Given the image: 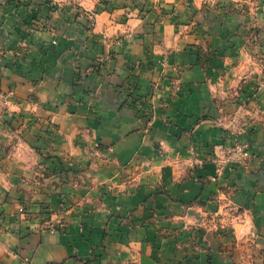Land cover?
I'll use <instances>...</instances> for the list:
<instances>
[{"label": "crops", "instance_id": "1", "mask_svg": "<svg viewBox=\"0 0 264 264\" xmlns=\"http://www.w3.org/2000/svg\"><path fill=\"white\" fill-rule=\"evenodd\" d=\"M79 1L84 12L65 9L61 28H71L65 19L91 12L92 30L78 25L79 42L68 38L66 47L53 49L54 32L16 30L19 11L0 13V42L13 60L0 69V86L14 92L15 126L25 137L20 148L45 144L39 121L58 123L46 151L63 166L50 183L65 167L67 177L115 181L118 197L110 190L62 216L56 186L29 182L21 175L32 168L24 171V161L14 158L9 174L18 197L30 201L33 224L63 217L67 229L14 223L0 234V264H264V104L256 101L264 92L241 84L233 103L225 101L228 86L217 88L233 53L247 48L237 38V15L223 8L226 0ZM258 1L240 0L241 28L242 18L261 16ZM45 7L44 16H55ZM96 57L102 63L93 66ZM134 74L154 99L148 112L129 101ZM236 144L249 157L228 160L218 171L217 160ZM44 160L36 154V163ZM215 194L227 198L219 203ZM219 206L234 210L232 229L211 232L206 251L184 253L177 238L184 221L192 228L196 212Z\"/></svg>", "mask_w": 264, "mask_h": 264}, {"label": "rangeland", "instance_id": "2", "mask_svg": "<svg viewBox=\"0 0 264 264\" xmlns=\"http://www.w3.org/2000/svg\"><path fill=\"white\" fill-rule=\"evenodd\" d=\"M125 2L131 4L128 0ZM214 3L218 5L220 2L219 0H214L213 4ZM223 3L225 4H223V8L226 6L230 12L237 15V17L233 19V22L236 23L238 27V40L247 43V48L236 50L235 53H233L231 56L232 62L225 69L222 80L218 79L217 81L218 90L224 87L226 88L227 86L229 87V96L225 101L237 103L236 98H240L241 84H247L249 89L254 87L255 90L264 92V0H259L258 3H254L255 8L260 9L256 10V12L260 11L261 16L242 18V28L240 27V0H226ZM46 4L49 6L48 9L50 13L54 12L55 16H44L45 10L47 9L45 7ZM68 8L77 11L79 14L84 12V10L81 9L82 6L79 0H0V13H2V11L6 13V10L19 11L17 14L20 17H17L18 22L14 24L16 30L19 25L22 29H27V25H31L37 29H39V27H44V29L46 28L54 32V39L51 40L53 45L50 44L49 47L51 49L55 48L53 46L57 45L66 47L68 38L71 43L79 42V36L83 38V35H78L76 33L78 25H81L88 31H91L94 26V14L89 12L85 13L84 16L79 17L75 14L76 16L65 19L66 22L71 25V28L65 27V29H62L61 26L64 25L61 21L63 19L59 15ZM6 20L7 19H5V22ZM188 24L190 23L186 22V25ZM68 32L70 34H75L73 37H70L72 35H68ZM85 44H87V42H85ZM6 50L7 48L0 42V69L3 68V66H11L13 61L8 60ZM78 52V50L73 52L70 51L74 56H76ZM97 57L95 58L97 61L94 62L93 66H98L102 63V60L97 59ZM210 58V55L208 56V54H206V62H208ZM81 59L82 58L79 57V59L76 60L79 61V65L81 66H79L80 69H83L85 64H82ZM240 59L243 61L241 64ZM2 72L3 71L0 70V75ZM133 76L134 78L130 79V81H128V86H126L129 90V101L130 103L132 102L131 105L135 108L146 107L147 109L145 111L148 112L151 106L155 105V103H153L154 99L152 96L150 97L149 94L142 93L140 82L138 81L139 75L134 74ZM218 100L221 101L222 98H218ZM247 100L248 99H245L244 104L253 99ZM258 100H261L262 104H264V99L258 98L256 101ZM14 104V92L12 94V90L4 89L0 86V234L5 233L7 230L14 229V223L20 224L21 221L26 220L30 222V227L34 230L36 228H47L55 232L58 229H67V222L63 217L58 220H53L47 216L42 218L43 220L40 224H33V220L36 216L33 215L30 201L26 198L18 197L19 188L14 185V180L9 174L10 169L14 167L13 165L16 162L14 158L17 160L20 158L24 161V163H21V168L24 169V171L29 170L30 167L32 168L28 176L25 174L21 175L23 178H26L29 182H38L41 187L48 185L56 186V190L62 194L60 210L58 212V214H62V216L69 214L83 203L86 204L90 202L94 197L99 200L103 199L104 195L109 196L110 190L112 191L111 196L118 197L115 192V181L109 182L108 180L97 179L93 182L91 177H67L64 172L69 169L65 167V171L63 170L64 176H58L53 183H50L48 179L53 178L51 177L53 174L52 172H57L63 166L62 162L58 161L59 163H57L54 160L51 162L52 158L50 157V151H46L51 149L52 143L56 141V137L60 133L58 123L53 122L52 119L46 122L39 121L41 128L38 137L39 140L44 139L45 144L42 146L31 145L33 150L28 149V147L22 149L19 143L20 140L25 137L22 131L18 129L19 127L15 126V122L16 120L18 121V118L13 110ZM44 122L48 123V127L44 126ZM236 145L227 148L226 152L223 154L224 156H228L229 161L238 160L240 162V154L236 152L234 155L228 152L230 149H234V146L236 148ZM36 154L43 155L45 160L36 163ZM25 165L26 168H23ZM36 172L38 173L35 174ZM40 173H42V175ZM47 174H49V177H47ZM14 187L17 188L15 189ZM22 187L25 188V186ZM66 187L68 188V192H64L63 190ZM226 198L227 197L215 194L214 200L222 203L219 200H226ZM96 203H99V201H96ZM45 208L44 206V209ZM43 213L49 214L51 212L47 210L43 211ZM190 213H193V211L186 210L185 216L188 214L190 215ZM232 213H234V210H222L220 206L214 209L208 208L207 211H198V213L196 212V216L198 217L197 222L192 228L188 224V221L185 220L184 223H186V225L179 228L178 235L180 236L177 237L184 249V253L190 255L195 254L197 251H206V248L203 247L209 244V239L212 238L211 232L215 233L216 231L219 235L220 233H226L232 229L228 224L232 218Z\"/></svg>", "mask_w": 264, "mask_h": 264}, {"label": "built area", "instance_id": "3", "mask_svg": "<svg viewBox=\"0 0 264 264\" xmlns=\"http://www.w3.org/2000/svg\"><path fill=\"white\" fill-rule=\"evenodd\" d=\"M12 94H13V92H12ZM228 152L232 153L234 155L237 152V154H240V159L245 157V156H248L250 154L248 149H247V147L245 145H242V144H237L236 148L234 146V149L232 148ZM230 156H232V155H230ZM226 161H228V156H225L224 158H219L217 160V169H218V171H220L222 169L223 164Z\"/></svg>", "mask_w": 264, "mask_h": 264}]
</instances>
